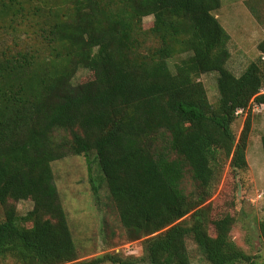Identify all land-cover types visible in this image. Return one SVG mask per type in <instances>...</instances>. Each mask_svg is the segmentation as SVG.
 Listing matches in <instances>:
<instances>
[{
  "label": "trees",
  "instance_id": "obj_1",
  "mask_svg": "<svg viewBox=\"0 0 264 264\" xmlns=\"http://www.w3.org/2000/svg\"><path fill=\"white\" fill-rule=\"evenodd\" d=\"M16 5L0 0V35ZM220 6L221 0H62L50 6L43 31L48 54L0 48V259L191 264V237L210 264H264L231 239L234 218L212 219L206 204L222 164L235 174L248 169L249 114L238 138L232 124L264 105V38L257 60L233 74L226 67L229 34L214 14ZM146 16L153 17L148 29ZM79 70L89 77L76 83ZM209 72L217 73L214 104L198 79ZM261 144L264 152V135ZM91 152L127 238L141 241L140 256H77L51 163ZM186 168L192 191L183 187ZM27 197L33 206L19 215L15 203ZM257 224L264 243V219Z\"/></svg>",
  "mask_w": 264,
  "mask_h": 264
},
{
  "label": "rangeland",
  "instance_id": "obj_2",
  "mask_svg": "<svg viewBox=\"0 0 264 264\" xmlns=\"http://www.w3.org/2000/svg\"><path fill=\"white\" fill-rule=\"evenodd\" d=\"M59 1L62 0H18L19 5L16 6L19 12L15 13L10 27L2 30L0 48L22 51L32 49L37 50L38 54H48L42 35L47 28V21H50V6ZM64 6L67 4L64 3ZM214 14L229 34L227 46L230 57L226 67L238 76L259 56L257 44L264 38V0H221V6ZM152 23V16L143 18L144 29L150 28ZM14 42H17V46ZM178 58L175 56L168 60L171 69H174ZM88 77V72L79 70L73 81L78 83ZM216 77L217 73L209 72L198 78L212 104L218 99ZM247 114L251 122L246 148L250 168L235 174L229 169L228 163L222 164L213 193L206 204L210 207L212 219L226 214L232 216L234 224L230 231L231 239L246 254L254 255L257 260L264 262V243L259 237L257 224L258 220L264 219V187L261 184L264 152L260 139L264 134V109L252 106L236 118L232 124L236 138ZM51 168L79 260H89L106 252H120L127 256L128 252L137 250L134 255H141V241L127 238L93 152L87 156L68 155L53 161ZM194 185L186 168L183 187L192 191ZM33 202L28 197L19 200L15 203L17 213L24 215L32 208ZM3 212L0 206V218ZM209 234H214L212 225ZM185 242L191 264H210L191 237H187ZM0 264L16 263L7 257L1 258ZM136 264H146V261H138Z\"/></svg>",
  "mask_w": 264,
  "mask_h": 264
},
{
  "label": "crops",
  "instance_id": "obj_3",
  "mask_svg": "<svg viewBox=\"0 0 264 264\" xmlns=\"http://www.w3.org/2000/svg\"><path fill=\"white\" fill-rule=\"evenodd\" d=\"M257 108L259 109H264V105H260V106H257ZM264 135V134H263ZM261 139V138H260ZM248 162V161H247ZM248 168H250L249 164H248ZM261 184L262 186L264 187V173H261ZM264 194V192H263Z\"/></svg>",
  "mask_w": 264,
  "mask_h": 264
},
{
  "label": "built area",
  "instance_id": "obj_4",
  "mask_svg": "<svg viewBox=\"0 0 264 264\" xmlns=\"http://www.w3.org/2000/svg\"><path fill=\"white\" fill-rule=\"evenodd\" d=\"M243 113V109L237 110L236 114H241ZM137 253V250H134L133 252H128V255H134Z\"/></svg>",
  "mask_w": 264,
  "mask_h": 264
}]
</instances>
